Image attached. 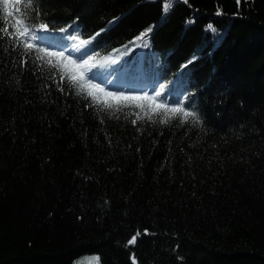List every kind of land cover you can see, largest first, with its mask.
Here are the masks:
<instances>
[{"label":"trees","instance_id":"1","mask_svg":"<svg viewBox=\"0 0 264 264\" xmlns=\"http://www.w3.org/2000/svg\"><path fill=\"white\" fill-rule=\"evenodd\" d=\"M15 11L30 27L104 29L98 56L148 36L195 118L73 80V66L26 49L0 5V264H264V0Z\"/></svg>","mask_w":264,"mask_h":264},{"label":"snow or ice","instance_id":"2","mask_svg":"<svg viewBox=\"0 0 264 264\" xmlns=\"http://www.w3.org/2000/svg\"><path fill=\"white\" fill-rule=\"evenodd\" d=\"M16 3H19V0H0V5L4 6L5 12L9 16L12 15V9L14 8V5ZM17 23H19V21H17ZM39 27H40V29H43V30L47 31L49 25L47 23H40ZM207 27L209 29H212L211 25H208ZM212 30L215 31V29H212ZM60 31L64 32V31H66V29L61 28ZM148 31H151V28H149ZM21 34H23V33H21ZM96 35L98 36V35H100V33L97 32ZM72 38L75 39L76 37H72ZM81 43L88 44L89 41L88 40H83V41H81ZM25 47H26L27 50H31L33 48V45L32 44H27ZM49 55H59L60 57L63 58V53H49ZM68 64L73 65L74 68H76V69H84L88 65V61L84 60L83 64L78 65V64H76L75 61H73V60H71L69 58L68 59ZM78 77L81 80L83 79V72L82 71L78 73ZM94 77H95V74H93V78ZM76 79H77V77L74 76L73 80H76ZM90 87L92 89H96L99 92L104 93V95L106 97H113V98H115L117 100H123V101H137V102H139V101H149L154 109H164V110L169 111V112H171L173 114H182L185 119H187L188 117L195 118V113L194 112L186 111L184 107L179 106L180 102H179L178 99L175 101L177 106L176 107H171V108H169L166 103H156V97L160 96L159 92L156 93V97H151V96H148L147 94H145L143 96H139V95H127L126 96V95H123V94L117 96L115 93H112V92H104V90L100 89L98 85H90ZM88 95L92 96L93 93L89 92ZM137 106L138 107H143L142 104H138ZM135 241H136V237L133 236L132 239L128 241V243L129 244H134Z\"/></svg>","mask_w":264,"mask_h":264},{"label":"rangeland","instance_id":"3","mask_svg":"<svg viewBox=\"0 0 264 264\" xmlns=\"http://www.w3.org/2000/svg\"><path fill=\"white\" fill-rule=\"evenodd\" d=\"M76 59H78V58L76 57ZM94 70L95 69L92 68L91 71L94 72V74H95L96 71H94ZM84 71L88 75H89V73H91V71H90V69L88 67H86V69ZM101 78L102 79H106L105 73H103V75L101 76ZM97 84H99L100 86L104 87L102 82H99V83L97 82ZM81 262H85L86 264H101V259H100V257L98 255H90V256L83 257V259H82Z\"/></svg>","mask_w":264,"mask_h":264},{"label":"bare ground","instance_id":"4","mask_svg":"<svg viewBox=\"0 0 264 264\" xmlns=\"http://www.w3.org/2000/svg\"><path fill=\"white\" fill-rule=\"evenodd\" d=\"M168 18V15L164 12L161 13L160 17L157 18V22H153V26L159 27L161 24L165 23Z\"/></svg>","mask_w":264,"mask_h":264}]
</instances>
